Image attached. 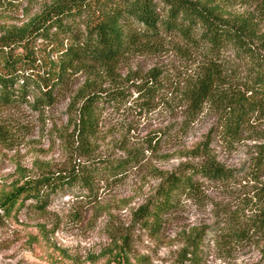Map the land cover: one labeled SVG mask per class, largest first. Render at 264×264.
<instances>
[{
  "label": "rangeland",
  "instance_id": "obj_1",
  "mask_svg": "<svg viewBox=\"0 0 264 264\" xmlns=\"http://www.w3.org/2000/svg\"><path fill=\"white\" fill-rule=\"evenodd\" d=\"M56 1L64 0H0V35ZM194 1H209L229 22L246 18L264 49L260 0ZM163 35L111 68L73 71L67 92L51 106L0 110V200L45 176L141 157L126 176L99 180L93 192L74 187L52 195L45 210L28 201L9 217L0 213V264H264V118L251 119L238 137L224 125V97L242 64L234 51L222 53L229 66L220 69L222 97L192 116L190 90L203 57L176 35ZM153 70L160 73L157 95L140 98L136 87ZM117 90L125 98L100 108L88 140L77 128L83 97ZM206 161L234 179L207 182L198 196L182 197L161 230H146L137 213L162 177Z\"/></svg>",
  "mask_w": 264,
  "mask_h": 264
},
{
  "label": "trees",
  "instance_id": "obj_2",
  "mask_svg": "<svg viewBox=\"0 0 264 264\" xmlns=\"http://www.w3.org/2000/svg\"><path fill=\"white\" fill-rule=\"evenodd\" d=\"M260 1L264 8V0ZM208 3L194 0L54 2L26 25L0 35V110L28 104L38 110L51 106L67 92L73 71L111 68L128 54L161 40L163 34H173L203 57L204 68L190 90L192 116L205 104L222 97L220 79L225 73L220 69L224 68L225 72L229 66L221 55L228 50L235 52L242 72L235 79L237 84L227 91L228 97H224L223 111L224 125L238 137L251 119L264 118V49H257L258 39L251 22L246 18L229 22L217 7ZM149 77L150 81L138 85L136 92L140 98L151 100L157 95L160 73L153 70ZM124 95L119 90L85 95L77 116L80 134L89 140L98 126L100 108L120 102ZM140 160L138 153L99 160L78 170L16 186L0 200V213L9 217L28 201L45 210L52 195L74 187L93 192L99 180L122 178ZM233 179V172L214 161L184 164L162 177L155 195L139 209V222L146 230L157 233L182 197L198 196L207 182L226 184Z\"/></svg>",
  "mask_w": 264,
  "mask_h": 264
}]
</instances>
